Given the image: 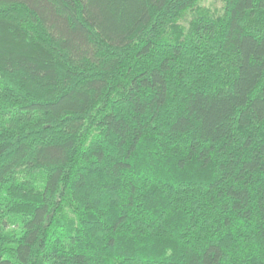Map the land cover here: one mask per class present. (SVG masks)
<instances>
[{
    "label": "trees",
    "instance_id": "trees-1",
    "mask_svg": "<svg viewBox=\"0 0 264 264\" xmlns=\"http://www.w3.org/2000/svg\"><path fill=\"white\" fill-rule=\"evenodd\" d=\"M0 0V264H264V0Z\"/></svg>",
    "mask_w": 264,
    "mask_h": 264
},
{
    "label": "rangeland",
    "instance_id": "rangeland-1",
    "mask_svg": "<svg viewBox=\"0 0 264 264\" xmlns=\"http://www.w3.org/2000/svg\"><path fill=\"white\" fill-rule=\"evenodd\" d=\"M199 6L212 7L214 9H220V0H199Z\"/></svg>",
    "mask_w": 264,
    "mask_h": 264
}]
</instances>
